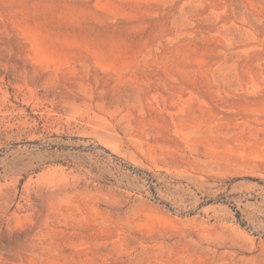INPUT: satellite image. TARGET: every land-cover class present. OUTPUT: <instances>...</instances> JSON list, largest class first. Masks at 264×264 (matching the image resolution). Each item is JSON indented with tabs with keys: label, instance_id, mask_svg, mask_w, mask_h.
Instances as JSON below:
<instances>
[{
	"label": "rangeland",
	"instance_id": "374dc122",
	"mask_svg": "<svg viewBox=\"0 0 264 264\" xmlns=\"http://www.w3.org/2000/svg\"><path fill=\"white\" fill-rule=\"evenodd\" d=\"M0 264H264V0H0Z\"/></svg>",
	"mask_w": 264,
	"mask_h": 264
}]
</instances>
